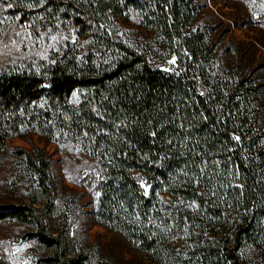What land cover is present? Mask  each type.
<instances>
[{
  "label": "trees",
  "instance_id": "obj_1",
  "mask_svg": "<svg viewBox=\"0 0 264 264\" xmlns=\"http://www.w3.org/2000/svg\"><path fill=\"white\" fill-rule=\"evenodd\" d=\"M200 1L0 0V45L55 17L75 36L36 69L0 70V159L28 134L79 149L99 222L154 264H246V248L264 255L261 91L218 63ZM131 15L143 36L125 32ZM52 168L45 157L22 159L30 194H54ZM34 220L56 254L59 237Z\"/></svg>",
  "mask_w": 264,
  "mask_h": 264
},
{
  "label": "rangeland",
  "instance_id": "obj_2",
  "mask_svg": "<svg viewBox=\"0 0 264 264\" xmlns=\"http://www.w3.org/2000/svg\"><path fill=\"white\" fill-rule=\"evenodd\" d=\"M200 3L198 24L210 31L218 63L235 75H250L260 88L258 114L264 133V0ZM128 20L123 27L128 37L143 36L135 16ZM9 33V40L0 45V70L36 69L75 40L73 31L62 28L56 17L40 30L20 27ZM75 48L81 50L79 45ZM4 154L0 159V264H154L99 222V195L86 186L91 165L79 149L28 134L8 141ZM25 157L34 161L45 157L51 162L56 190L48 199L25 188L20 177ZM13 211L16 216L10 217ZM35 218L47 235L59 237L56 254L39 238ZM242 259L246 264H264L263 253L250 248L243 250Z\"/></svg>",
  "mask_w": 264,
  "mask_h": 264
},
{
  "label": "snow or ice",
  "instance_id": "obj_3",
  "mask_svg": "<svg viewBox=\"0 0 264 264\" xmlns=\"http://www.w3.org/2000/svg\"><path fill=\"white\" fill-rule=\"evenodd\" d=\"M12 5L9 4L8 7H11ZM18 19V17H17ZM3 21H0V23H2ZM54 38V37H53ZM171 63H175V58H173V60L171 61ZM45 87H48L47 85H45ZM201 95H203V93H201ZM152 135H155V133H152ZM237 142H239L240 140V137L236 136V137H233ZM217 164L219 162H216ZM201 171H203V169H201ZM142 188H144V195L145 196H148L149 195V188H150V185L146 186L144 182H141V185H140ZM236 187H242L241 185H236ZM99 195V193H97V196Z\"/></svg>",
  "mask_w": 264,
  "mask_h": 264
}]
</instances>
